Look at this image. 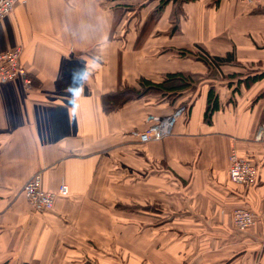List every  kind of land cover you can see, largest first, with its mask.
Returning <instances> with one entry per match:
<instances>
[{"label":"crops","instance_id":"obj_1","mask_svg":"<svg viewBox=\"0 0 264 264\" xmlns=\"http://www.w3.org/2000/svg\"><path fill=\"white\" fill-rule=\"evenodd\" d=\"M175 2L149 32L124 26L125 0H25L0 19V53L20 45L33 80L0 82V264H264V0ZM195 47L233 57L175 54ZM174 72L201 80L162 112L139 104L150 96L102 111L106 93ZM173 114L168 136L139 142ZM234 147L257 166L253 186L229 179ZM36 172L45 190L69 187L42 213L21 192ZM238 206L256 213L247 232Z\"/></svg>","mask_w":264,"mask_h":264},{"label":"built area","instance_id":"obj_2","mask_svg":"<svg viewBox=\"0 0 264 264\" xmlns=\"http://www.w3.org/2000/svg\"><path fill=\"white\" fill-rule=\"evenodd\" d=\"M25 0H0V19L10 15L17 2ZM21 46L0 53V82L19 80L23 90L29 91L33 88V80L27 69L21 63ZM175 119V114L156 118L145 130L137 133L140 143L159 141L168 136ZM261 136L258 131L256 137ZM228 176L232 183L244 187L253 186L257 182V166L237 148H232L228 155ZM42 176L40 172L34 173L22 186L21 192L28 201L31 208L36 212L50 210L54 205L56 196H66L69 187L62 182L57 191H48L42 187ZM232 225L240 232L250 230L256 223V216L252 210L246 207L234 208L231 212Z\"/></svg>","mask_w":264,"mask_h":264},{"label":"trees","instance_id":"obj_3","mask_svg":"<svg viewBox=\"0 0 264 264\" xmlns=\"http://www.w3.org/2000/svg\"><path fill=\"white\" fill-rule=\"evenodd\" d=\"M174 0H160L157 7V12L161 10L163 5ZM177 1V0H175ZM194 1V0H178L179 3ZM216 2L218 0H215ZM175 54L180 56H195L196 59L202 61L207 66H219L222 63L228 62L233 53H228L225 58L212 57L207 51L202 50L201 54H195L185 49H178ZM258 75L247 77L246 80L255 81ZM193 78L189 74L183 72L166 73L160 82H153L147 78L141 77L137 86L126 84L118 87L115 91L108 92L102 97V111L104 113H111L121 108L126 102L130 100L140 99L149 94L160 95L169 99L170 106H173L174 101L177 100L180 91L187 87H194ZM245 80V81H246ZM218 109V99L214 88L211 87L207 94L206 109L204 112L205 121H210L214 111Z\"/></svg>","mask_w":264,"mask_h":264},{"label":"rangeland","instance_id":"obj_4","mask_svg":"<svg viewBox=\"0 0 264 264\" xmlns=\"http://www.w3.org/2000/svg\"><path fill=\"white\" fill-rule=\"evenodd\" d=\"M119 2L124 1V0H118ZM125 2H129V4H117V6H119V11L117 12L118 15H124L125 12H127V15L121 16L122 18H125L124 20V26L127 25L128 27H130L129 30L133 32L138 31L140 28H142L143 24L145 25L146 31H150L151 30V26L152 23L154 22V19L157 18V15L159 14V12H157V5H154L155 0H125ZM172 3L176 4L175 0L171 1ZM216 1L214 0L213 4ZM157 3V2H156ZM160 3V2H159ZM178 3V0H177ZM176 12V8L174 9ZM171 17V16H170ZM121 18V19H122ZM172 18V17H171ZM170 19V18H169ZM173 20V18H172ZM121 21V20H120ZM164 22V21H163ZM125 28V27H124ZM152 31V30H151ZM151 33V32H150ZM153 33V32H152ZM193 51L195 52V54H201L202 52V48L200 47H195L193 49ZM214 73V71H211V75ZM216 73V72H215ZM213 77V76H212ZM216 77V76H215ZM193 80V85L194 87H196V85L199 83V81L201 80V78H199V76H194ZM192 87V88H194ZM183 94L179 92L178 94V98L179 100H183ZM148 98L146 99H142L141 102L139 104L144 105L146 108V112L148 110H153L154 112H162V110H165L167 106H169V99L166 97H162L160 95H153V94H149ZM153 96V97H152ZM155 96V97H154ZM145 100V103H142ZM137 102V101H136ZM155 121H151V124L154 123ZM120 156V153L118 154V157ZM248 157V156H247ZM249 158V157H248ZM250 159V158H249ZM251 160V159H250ZM252 161V160H251ZM253 162V161H252ZM118 165L115 163V166ZM120 166V164H119ZM62 183V182H61ZM65 183V182H64ZM235 184V183H233ZM238 185V184H236ZM242 186V185H240ZM244 187V186H242ZM248 188V187H245ZM57 191V190H56ZM68 195L66 196H60V197H68ZM57 197V196H56ZM59 197V195H58ZM56 199V198H55ZM55 201V200H54ZM238 207H246V206H238ZM53 208V207H52ZM51 208V209H52ZM237 208V207H236ZM248 208V207H246ZM50 209V210H51ZM249 209V208H248ZM33 210V209H32ZM251 210V209H250ZM34 211V210H33ZM48 211V210H47ZM36 212V211H35ZM46 212V211H44ZM253 212V211H252ZM38 213H42V212H38ZM256 216V213L253 212ZM257 224V216H256V223L253 227H255ZM234 227V226H233ZM235 229V228H234ZM253 229V228H252ZM237 230V229H235ZM238 231V230H237ZM249 231V230H247ZM245 231V232H247Z\"/></svg>","mask_w":264,"mask_h":264}]
</instances>
